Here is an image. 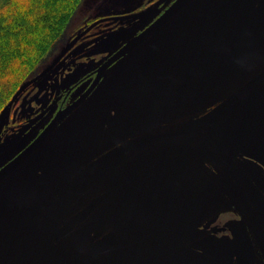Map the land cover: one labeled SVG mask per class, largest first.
I'll list each match as a JSON object with an SVG mask.
<instances>
[{
    "label": "rangeland",
    "instance_id": "obj_1",
    "mask_svg": "<svg viewBox=\"0 0 264 264\" xmlns=\"http://www.w3.org/2000/svg\"><path fill=\"white\" fill-rule=\"evenodd\" d=\"M172 1H87L96 20L87 34L0 115V168L38 113ZM258 1L196 0L108 71L91 98L0 185V264H25L30 256L32 264H209L188 245L226 232L222 225L232 218L247 223L264 264V77L202 128L264 72V19L253 14ZM91 82L79 84L68 104ZM139 139L73 181L114 146ZM72 181L40 234L47 210ZM103 194L93 217L54 243L62 224ZM217 215L220 221L204 230ZM109 232L117 234L116 247L93 256V243Z\"/></svg>",
    "mask_w": 264,
    "mask_h": 264
},
{
    "label": "water",
    "instance_id": "obj_2",
    "mask_svg": "<svg viewBox=\"0 0 264 264\" xmlns=\"http://www.w3.org/2000/svg\"><path fill=\"white\" fill-rule=\"evenodd\" d=\"M195 1L196 0H176L155 22H153L150 26H148L137 36L129 40L113 56L106 60L94 72L96 77L90 87L76 101H74L72 104L68 105L64 109L60 110L58 114L52 119V121L48 124V126L35 139L31 137L28 141L26 140L27 142L24 141L22 144L15 146L13 149L9 150L5 154V156H10L14 154V157L12 158V160H10V162H7L2 168H0V185L5 182L9 177H11L17 170H19L35 154H37L39 150H41L49 142L51 137L58 131V129L63 125V123L89 100V98L94 94L97 88H99L100 84L106 80L107 72L111 67H113L116 63L122 61L125 57H131L146 42L157 39L161 35L162 30L171 22H173ZM253 14L259 19H264V0H259L257 2ZM131 17L137 16L133 15ZM74 43L75 41L72 42L61 53V55L55 60V62L51 66H49L39 77L35 79V82L41 80L50 71H52L56 67V65L66 56V54L69 52ZM126 62H122L120 67L115 72L113 79L114 82L116 81L117 76H119V74L126 68ZM263 77L264 72L250 80L248 84H246L223 107V109L202 128L215 122L235 101L238 100V98H240L246 92V90H248L254 83L259 81ZM23 90L24 88H21L20 91L15 95L13 100L5 108L4 113L11 107V105H13L17 101V98L21 95ZM49 110L50 109H46L44 112H42L35 120H33V122H31V124L24 130V132L20 136H18L16 139H13V142L16 140L20 141L24 139V137L27 136L26 134H29V132L34 128V126L39 120L42 123L46 119V115ZM201 129H197L195 130V132ZM173 135L176 134H170L166 136L172 137ZM32 139H34V141L29 146H27V144ZM137 142H141V139H139V141ZM123 147L117 148L113 152L108 153L102 158L91 162V164L87 165L83 170L78 173V175L74 178L73 181L78 179L90 167L103 161L104 157L112 155L114 152L120 150ZM73 181L66 187L62 194L58 197L57 201L47 210V215L44 221H42L39 229L40 234L43 232L45 225L48 222V218L54 212L56 204L61 201V199L66 195ZM106 197V194L97 197L80 212L70 217L64 224H62L55 236L54 243H60L61 241L65 240L66 238L71 236L78 227L84 225L90 218H92L95 211L106 200ZM218 219L219 216L217 215L211 220H209L204 225V230H209L211 226L217 222ZM225 227L230 231V235L218 237L214 234H209L189 244V248L207 257L209 260V264H257V252L255 244L253 242L252 236L250 234L246 222L243 220H231L225 224ZM39 239L40 236L38 237V240ZM117 242L118 237L115 232H109L103 235L101 238L97 239L92 245L91 251L93 256L102 257L108 254L116 247ZM32 258L33 256H30L25 264H32Z\"/></svg>",
    "mask_w": 264,
    "mask_h": 264
},
{
    "label": "trees",
    "instance_id": "obj_3",
    "mask_svg": "<svg viewBox=\"0 0 264 264\" xmlns=\"http://www.w3.org/2000/svg\"><path fill=\"white\" fill-rule=\"evenodd\" d=\"M87 1L0 0V115L96 21L86 13Z\"/></svg>",
    "mask_w": 264,
    "mask_h": 264
},
{
    "label": "flooded vegetation",
    "instance_id": "obj_4",
    "mask_svg": "<svg viewBox=\"0 0 264 264\" xmlns=\"http://www.w3.org/2000/svg\"><path fill=\"white\" fill-rule=\"evenodd\" d=\"M176 0H173L172 2H171V4L170 5H168L166 8H164V9H162L161 10V12H160V14L158 15V17L157 18H155V20H153L150 24H152L153 22H155L174 2H175ZM149 24V25H150ZM84 33H86L87 34V32H84ZM83 33V35H85ZM82 35V36H83ZM79 43V42H78ZM77 43V44H78ZM76 44V45H77ZM95 70L96 69H94V70H92L87 76H85L82 80H80V82H78L77 84H75V85H73L70 89H69V91L70 92H66V94L64 95L63 94V96H60V98L58 99V100H53V102H51V103H49L48 104V107H50V110L48 111V115H47V117H46V119L41 123L40 122V120L37 122V124L35 125V126H37V125H39L38 126V128L37 127H35V128H37L35 131H33V129L29 132V134H26L27 136H25L24 138H25V140L24 141H28L31 137H33L34 139L44 130V127H46L48 124H49V122L58 114V112L60 111V110H62V109H64L65 107H67L68 105H70V104H68V102H67V99L71 96V94L75 91V89L76 88H78L79 86V84L80 85H82L83 83H86V81L88 82V80H91L92 82H93V80L95 79V77H96V75L94 74V72H95ZM86 79V80H85ZM84 81V82H83ZM83 82V83H82ZM92 82L90 83V85L92 84ZM82 83V84H81ZM89 85V86H90ZM88 86V87H89ZM88 89V88H87ZM86 89V90H87ZM85 90V91H86ZM84 91V92H85ZM84 92H82L81 93V95L84 93ZM81 95H79L78 97H77V99L81 96ZM40 113H42V111L40 112ZM40 113H38V115L40 114ZM37 115V116H38ZM36 118V117H35ZM34 118V119H35ZM46 123V124H45ZM43 124H45L44 126H43ZM34 139H32L28 144H27V146H29L33 141H34ZM26 141V142H27ZM23 143V142H22ZM21 143V144H22ZM20 145V144H19ZM20 152V151H19ZM220 219L221 218H219V220H218V222L220 221ZM232 219H235V218H232ZM229 220H231V219H229ZM217 222V223H218ZM216 223V224H217ZM225 223L226 222H224L223 223V228H225L224 227V225H225ZM225 231L226 232H222V233H220V234H217V233H215L217 236H223V235H228V234H230L229 233V231L227 230V229H225Z\"/></svg>",
    "mask_w": 264,
    "mask_h": 264
}]
</instances>
